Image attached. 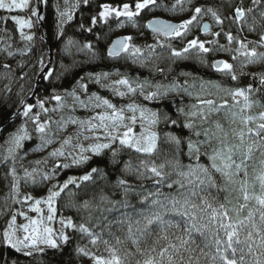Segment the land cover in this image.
<instances>
[{
	"label": "snow or ice",
	"instance_id": "1",
	"mask_svg": "<svg viewBox=\"0 0 264 264\" xmlns=\"http://www.w3.org/2000/svg\"><path fill=\"white\" fill-rule=\"evenodd\" d=\"M44 2V0H37V4ZM68 0H65L67 4ZM85 4L88 0H83ZM190 3V0H175L171 7L162 6L166 11H175L177 8L181 12L186 11L184 5ZM30 0H0V9H5L9 12L14 10H24L29 8ZM264 0H251V5L244 6L243 0L239 5L228 4L229 13L224 15L220 8L197 6L192 9L190 18L182 20L180 23H171L162 19H152L148 21L147 27L151 28L153 33L163 35L165 37L182 38L187 36L190 27L202 18V15H210L212 20L220 31L210 33V25L204 23L200 31L205 34H211L213 39L202 41L199 38H193L187 41V44L181 49L171 50V56L174 58L184 57L192 49H198L200 53H209L213 50L229 52L233 51V43L239 46L235 48L236 55L232 56L233 60L237 56H243L245 59L242 62V67L246 65L264 64V51H257V46L264 48V31L260 32L259 41H241L232 34L231 31H225L223 28L224 20L228 19L236 23H246V17L249 14L257 13L260 21H264ZM77 5H73V9ZM158 6L157 0H136L134 8L131 10L129 3H124L121 7H112L109 4L101 5L99 18L101 20L107 19L111 14L116 17H127L136 27L134 17H138L142 10L156 8ZM61 17L72 19L70 11L59 13ZM31 15L37 17L38 20L43 19L39 15L38 8H31ZM7 19V18H5ZM11 19L19 26V29L24 27L31 28L30 20L12 16ZM92 24L97 23V17H92ZM258 23L257 16L252 15V23L249 25L250 32L256 31ZM83 28V25H81ZM91 31V29H88ZM21 38L27 41L33 39L32 35H25L22 31ZM223 35L227 40V44H220L218 37ZM132 36H123L112 42L107 50L109 57H119L121 53L130 54L135 60L140 57L141 48L132 44ZM68 45L72 44L69 40ZM160 47H164L157 41ZM249 44L256 45L249 48ZM207 45V46H206ZM215 45L216 48L210 46ZM150 54L155 49L156 45H147ZM170 47V45H169ZM85 49H92L90 43L83 45ZM66 51L69 55L71 52ZM9 57L13 56L11 51H7ZM95 55V53H93ZM43 65V61H40ZM143 63V60H141ZM201 63L207 61L201 59ZM3 67L11 71L8 64ZM211 67L226 75H230L233 81L238 79L234 71L233 64L225 60H215L211 63ZM46 74L43 76L45 80L50 79L52 70L42 69ZM163 72V69H157ZM108 73L89 74L90 78L95 83L101 84L102 80L107 79ZM181 75H191L190 73H181ZM241 75L245 73L241 72ZM253 80H259L261 87L254 88L252 84L247 85L246 88L235 87L231 89L223 88L219 83L208 82L213 87L225 91L233 101L232 107L240 105V100L243 99V104L239 108V113L231 111L228 115L231 116V122L235 123L239 120L241 127L239 129L232 128L230 131L225 130L223 125L219 122L215 123L216 131L209 128L201 130L196 129L194 118H198L201 125L209 121V116L213 113L219 114L222 110L228 109L229 104L227 99H223L221 103L217 104L213 99L202 98L197 96L198 104L193 105L197 111L184 113L183 109L178 111L185 115L188 119L183 127L188 129L190 135L181 137L172 133L166 134L167 141L175 146V155L172 159L166 162L156 164L153 162L148 165L145 161H141V168L133 169L130 162L125 161L121 172L129 174L135 171L137 179L146 178L152 179L156 186L155 192H150L148 195L142 196L139 203L145 205L139 209H135L127 199L128 194L134 191L133 187L127 180L117 177L114 181V186L121 190L123 199L114 200L104 193V189H100L98 198L93 196L89 199H84L78 204L73 203L72 206L76 208L79 213L81 211L88 213L87 221L81 217V222L76 223L71 217H61L60 224L62 230L57 238H53L54 229L48 226H43V220L29 219L28 223L19 226L25 235L23 238L17 236V228L15 227L17 215L24 216L23 212L13 213L11 220L8 222L7 229L3 232V241L5 244L14 248L17 252L22 249H37L38 244L46 245L52 249L58 247L57 239L67 244L70 236L64 230L71 229L73 232H79L82 237L86 236L89 243L93 246L99 242L107 247L109 255L107 257L98 256L91 252L87 247L77 246L76 253L88 257L93 261V264H264V110H261L257 115L246 114L254 106L264 109V99H261L260 93L264 91V72L251 73ZM23 77H21L22 79ZM84 78L81 77L76 83L83 91H87V85L83 83ZM135 84V87L133 86ZM187 85V81L185 82ZM110 88L114 95L124 97L129 94H135L139 91L145 100H154L167 96L170 92L178 90V85L175 81L171 84L164 85L160 83L150 84L149 81H131L128 78H121L115 80L111 85H102ZM123 86L127 91H121ZM154 88V91L145 92V87ZM204 88V84H201ZM187 91V88H184ZM10 91V89H8ZM190 94V93H189ZM65 95L71 97L73 105H68L64 102V97L60 95H53L50 99L57 102V109L68 107L74 108L78 104L85 109H102L111 110L110 114L107 112H100L85 120L69 116L67 120L62 116L60 121L46 120L41 122L40 113L37 112L32 115L34 108H39L43 113H47L48 109L45 107L43 100H37L36 105H30L21 100L22 110L13 115H23L28 118L35 126V132L38 134L40 144L37 145L35 151H41L48 145L54 142L51 133L50 125L52 123L58 124L59 130H64L68 124L79 125L81 130L87 126V131L95 133L98 129L104 131L103 136L94 135L92 137H85V139H95L98 141L87 148L82 145H75L78 153L67 155L63 151L65 145L71 144L72 137H66L59 148L54 149L49 153L51 157L70 158L71 164H56L55 170L60 168H68L72 165H82L88 163L90 157L84 155L85 152H91L94 156H101L105 150L111 151L109 163L113 166V170L121 161L118 159L119 150L113 148V145L118 141L122 147L130 148L137 153L153 154L157 149V134L155 132L145 133L142 131L139 135L133 132V127L137 122L136 113L139 112L140 120L147 121L150 125H155L159 122V115L140 105L129 103L125 108L132 113L131 116L124 115L125 108L117 109L108 99H104L96 93L88 96L87 100H81L75 90L67 91ZM256 99H252L253 96ZM165 120L169 118L164 116ZM128 120L130 123H125ZM98 122V123H97ZM172 125H176V120H171ZM120 128L126 129L122 133ZM193 135L199 138L204 136L203 140H194ZM31 139L25 125H21L13 133H10L5 140L7 147L4 150L2 157L3 161L9 159L15 161L17 151L23 146V141ZM213 140L216 141V146H212ZM212 147L211 152L204 151L201 153V147L204 145ZM186 145L187 152L183 153L182 149ZM259 154L260 169L257 171L255 160ZM186 154L189 158L187 165L182 164L181 155ZM202 157H206V162L201 163ZM195 162H192V161ZM46 162V161H45ZM36 164H41L42 161H36ZM166 168L171 171H166ZM252 169L250 174L249 169ZM54 170V171H55ZM54 174V173H53ZM8 176L12 177L11 183V198L13 202H17L16 197L19 195V182L15 168H10ZM175 175L176 179L171 177ZM41 181H47L52 178V175L47 172L41 173L39 169L33 168L32 171L25 170L26 181L32 183L37 182V177ZM94 177L103 181L106 186L109 185V174L103 168L93 167L85 175L77 177H69L63 184H55L48 189L46 199L35 200V205H40L42 202L48 205L47 220L54 219L55 211L54 203L70 185H75L77 188L79 181H93ZM257 185L259 192L256 191ZM166 187L168 192H163L161 189ZM58 189V190H57ZM238 192L237 200H243V203H238L237 207L229 208L232 203L230 196L232 192ZM215 193V194H214ZM224 193L223 200L220 194ZM73 197L76 193H71ZM25 200H31V196H25ZM254 201L255 206L249 208L250 202ZM128 208H134L133 212L126 211ZM248 208L247 215H241L244 209ZM121 209H124L122 211ZM32 211L39 213L41 209L33 206ZM101 213V218H98V223L103 220L107 221L105 228L108 230L110 236H114L111 232L113 225L117 226L118 230H123L126 226L125 239L131 241L134 252L124 250L122 253L116 247L110 244L108 239H102L103 231L95 232L88 223L92 219V213ZM235 212L233 216L231 213ZM103 213H117L112 220H108ZM257 216L259 219L257 220ZM155 228V232L153 229ZM175 229L176 231H171ZM199 236L203 240V246L197 243L196 237ZM152 237L149 243V238ZM115 244L120 245L124 241L119 236H114ZM24 255L30 256L32 252L25 251Z\"/></svg>",
	"mask_w": 264,
	"mask_h": 264
},
{
	"label": "rangeland",
	"instance_id": "2",
	"mask_svg": "<svg viewBox=\"0 0 264 264\" xmlns=\"http://www.w3.org/2000/svg\"><path fill=\"white\" fill-rule=\"evenodd\" d=\"M52 5L55 10L57 23L59 25V28L61 29L69 20L67 17H61L60 12L64 11H70L72 16L74 11L78 8V6L83 2V0H68L67 4L65 3V0H52ZM96 1L98 3V7L101 9V5L103 4H109L112 7H121L124 3H129L131 6V10H135L134 5L136 0H91ZM217 0H210L209 2L205 0H190V3H186L184 5L186 11L181 12L179 8H177L175 11H166L164 10V7H162V2L160 0H157L158 6L156 8H149L141 11V14L138 17H134V21L136 23V27H133V23L127 19V17H116L115 14H111L107 19L103 20L106 21L105 23L109 26L108 28V34L110 35V39L115 35L123 34L125 36H132L133 40L131 41L132 44L138 46L141 48L140 57L138 59H133L130 54L127 53H121L119 57L112 58V62L115 64L120 65H127L129 66V70H122L119 67H111L106 70H98L95 72H86L83 73L81 77L84 78L83 83L87 85V91H83L79 88L77 85V81L72 85V87L67 89H52L51 92H48L47 94H37L34 96V98L27 102V104L30 105H36L37 100H43L45 102V107L48 109L47 113H43L39 108H34L32 115H35L37 112L40 113V120L41 122H44L46 120L51 121H60L61 117L63 116L65 120L69 116H73L76 118H79L81 120H85L91 116L96 115L100 112H107L110 114L109 109L102 108V109H85L80 107L78 104L74 105V108L70 109L68 107H64L62 109H57V102L55 100L50 99L53 95H60L64 97V102L68 105H73V100L71 97H67L65 95L66 90L72 91L75 90L77 92V95L80 97L81 100H87L88 96H90L92 93H96L97 95L101 96L104 99H108L113 105L116 106L117 109L125 108L126 105L129 103H135L137 105H140L141 107L147 108L153 112H156L159 115V122L155 125H150L147 121H143V127L142 122L140 120V114L139 112L136 113L137 116V122L132 125L133 132L136 135H139L142 131L145 133L149 132H155L157 134V137L162 134L161 130L164 128V113L161 112L160 107L156 106L153 103L161 102L164 100L169 101H176L177 108L183 109L184 113H188L191 111H197L196 108H193V105L198 104L197 96H201L202 98L206 99H213L216 101L217 104L221 103L223 99L228 100L229 108L222 110L219 114L213 113L209 116V121L207 123H204L201 125V122L198 118H194V122L196 125L197 130H201L203 128H209L212 131H216L215 129V123L219 122L223 125L225 130H231L232 128L239 129L241 127L239 120L237 119L235 123L231 122V116L228 115L231 111H236L239 113V108L243 104V99L238 98L240 100V105H237L236 107H232L233 101L230 96L227 95L225 91H222L220 89H217L212 86V84L208 82H214L219 83L223 88L225 89H231L235 87H241L246 88L247 85L252 84L254 88H257L256 86V80L254 82L248 83H227L224 78L229 79L230 81H233L231 79L230 75H226L223 72H219L217 70H214L211 67V61L214 59H223L234 66V71L237 74V76L241 75V72L247 73L248 79L252 78L250 75L251 73H262L264 72V64H256V65H246L242 67V62L244 61L243 56H237L236 60L232 59L233 55H236L235 48L239 45L236 43H233L231 46L233 51L231 53L229 52H222V51H216L213 50L210 53L211 61L207 60L206 53H200L198 49H192L190 50L186 55L187 58H193L199 68H208L209 67L215 71L216 76L208 77V76H202L201 74L192 73L188 70L181 69L179 67H175V63L180 60H184L186 58L179 57L174 58L171 56V50L174 48L176 50H181L186 44L187 41L193 38H199L202 41L205 40H211L213 37L211 36V32H217L220 31V27L215 24V22L212 20L210 15H202V18L198 21V23H194L189 31L187 36L182 38H172L167 37L162 39L161 35L152 33L148 31L147 33L144 32L145 25L144 21L152 16L159 15L163 17H167L176 21L181 22L182 20L190 18L192 14V9L197 6H204V7H214L217 8L216 2ZM175 3V0H172L170 3L168 1H164V6L171 7L172 4ZM73 5H77L73 9ZM37 7L36 0H30L29 8L24 10H14L12 12H9L5 9H0V57H2L5 64L10 65L11 71L8 69H0V83L3 85H7L6 89H9L10 83L13 82V80L16 78L15 74L18 76L16 80L18 82L15 84L16 88L13 89V92L15 95H18L20 97L24 96V93L28 91V84L31 81L32 76L37 75L40 68L42 67L40 61L41 58L37 52V37H38V29H37V19L35 16L31 15V8ZM173 13H179L182 17L180 19H175L173 17ZM12 16H17L20 18H23L25 20H30L32 23V27H24L23 29L18 30V25L11 19ZM9 19L12 21L14 28H15V35H13V32L8 28L10 23L6 21V19ZM112 19V22H107V20ZM207 19L210 24V33L205 34L200 31V23L202 20ZM249 22L248 16L246 17V23H236L232 22V28H229L227 24H223V28L225 31H231L234 36H236L241 41H259L255 40L252 37H249L245 34L244 30L243 34L242 31L239 30V27L242 28L244 25L246 29L249 28ZM236 29V30H235ZM21 31L25 35H32L33 39L31 41H27L21 38ZM264 31L262 28L260 29L258 35L260 37V32ZM14 38V39H13ZM220 44H227V40L223 35L217 38ZM71 40L72 44L69 46L68 41ZM143 41V42H142ZM157 41L160 42V44H163L164 47H160L159 44H157ZM84 44H79L72 38L68 37L63 49L59 53L58 61L53 64L51 61L50 66L48 69L52 70V76L50 78L55 79L65 68L68 67V64H70L72 61L78 59V58H93L92 49H85L83 48ZM147 45H156L155 49L150 54L149 49L146 47ZM170 45V47H169ZM207 46V45H206ZM256 46L249 44V48ZM66 47L68 51L71 52V55L68 54L66 51ZM212 48H216L215 45L210 46ZM7 51H11L13 53V56L9 57L7 55ZM257 51H264V48L257 46ZM53 57V56H52ZM53 59V58H52ZM201 59L207 61V63H201ZM47 60V58H46ZM141 60H143V63H141ZM17 68V73L14 71V69ZM134 68L143 70L145 73L143 75L140 74H133ZM133 69V70H131ZM157 69H163V72H158ZM146 70V72H145ZM99 73H108L107 79L102 80L101 84H97L94 82L93 79L90 78L89 74H99ZM181 73H190L191 75H181ZM21 77H23L21 79ZM79 78V80L81 79ZM128 78L131 81H149L150 84H164L168 85L171 84L173 81L176 82L178 85V90L174 92H170L167 96L163 98H158L154 100H145L143 95H140L139 91L135 94H129L124 97H120L113 94V91L110 88L103 87L102 85H111L113 81L119 80L121 78ZM250 77V78H249ZM187 81V85H185V82ZM258 84L259 80L257 79ZM92 83L89 87L88 84ZM204 84V88H201V84ZM96 87H99L100 89H104L108 91L110 94H106L101 92L100 90L95 89ZM135 87V84H133ZM260 86V84H259ZM187 88V91L184 90V88ZM26 88V90H25ZM121 91H127L126 88L123 86L120 87ZM154 88L151 87H145V92L148 91H154ZM190 93V94H189ZM116 98H115V97ZM257 97L254 95L252 99H256ZM261 110V108H258L254 106L249 112L246 114L251 115H257ZM124 115L126 117L131 116L132 113L128 111L125 108ZM183 119V125L187 121V117L185 115ZM20 120L15 128L11 133L15 132L17 128L21 125H25L29 135L31 136V139L23 141V146L17 151L16 153V159L15 161L9 159L7 161H3L2 157L4 155V150L7 147L5 145L0 150V246L6 247L9 246L4 243L3 241V232L8 227V222L11 220L13 213H20L23 212L25 215L20 216L17 215L16 217V223L15 227L17 228V236L19 238H23L25 233L19 229V226L22 224L28 223L29 219H36V220H43V226H48L54 229L53 232V238H57L60 231L62 230V225L60 224L61 217H67L65 216L60 210L57 209L56 201L54 203V208L56 209L54 219L52 221L47 220L48 215V205L47 203H41L40 205H35V200L46 199L48 195V189L51 188L55 184H63L65 180H67L69 177H75V176H67L63 180H59V175L61 171L65 168H60L59 170H55L56 164H64L68 163L71 164V159H65L64 157H51L49 156V153L52 152L54 149L59 148L61 146V142L66 138L71 136L72 141L71 144L65 145L63 148V151L67 155L68 153H72L73 155L78 153V149L75 148V145L79 144L83 147L87 148L89 145H92L94 143H97L95 139H85V137H92L94 135L103 136L104 131L102 129H98L95 133L87 131V126H85L84 130H81L79 125H72L68 124L67 127L64 130H59L58 124L52 123L50 125L51 127V133L52 138L54 142L47 147H45L41 151H35L37 145L40 144V140L38 137V134L35 132V126L31 121V117H24L22 114L19 116ZM98 123V122H97ZM125 123H130V121L126 120ZM126 129L120 128L119 131L122 133ZM188 131V129H187ZM190 133L188 131L189 136ZM194 140L199 139L203 140L204 136L201 135L199 138L195 137L193 135L192 137ZM115 145H119L118 141L115 143ZM207 145V144H206ZM114 146V145H113ZM212 146H216V141L213 140ZM209 152H211L212 147L207 145ZM84 155H87L89 157L93 156L91 152H85ZM259 154L257 153V159L255 160V165L257 171L260 169L259 165ZM42 161L41 164H36V161ZM46 161V162H45ZM74 166V165H73ZM15 168L17 173V178L19 182V195L16 197L17 202H13L11 198V183H12V177L8 176L7 173L10 168ZM33 168L39 169L41 173L47 172L48 174L52 175V178L47 181H41L40 177H37V182L32 183L31 181H26L25 179V170L32 171ZM55 170V171H54ZM250 173L252 174V169H249ZM54 173V174H53ZM58 190V189H57ZM257 192H259V186L257 187ZM25 196H31V200H25ZM39 207L41 211L39 213L34 212L31 210V208ZM67 234V230H64ZM58 246L62 245L63 242L57 239ZM48 246L43 244H38V248H42L43 250L47 248ZM25 251L30 252H38L37 249H22L21 253L24 254ZM5 264H21L17 262L15 259H9L7 263ZM87 264V263H86Z\"/></svg>",
	"mask_w": 264,
	"mask_h": 264
},
{
	"label": "trees",
	"instance_id": "3",
	"mask_svg": "<svg viewBox=\"0 0 264 264\" xmlns=\"http://www.w3.org/2000/svg\"><path fill=\"white\" fill-rule=\"evenodd\" d=\"M161 1V0H160ZM168 1L169 3L172 0H164ZM209 2L210 0H205ZM52 0H44L43 6H44V15H43V22L42 27H38V37H37V52L43 61V64L46 62V58L48 56V46L52 49L53 64L58 61L59 53L63 49L64 44L68 37L72 38L79 44H86L90 43L92 45V54L93 58H78L74 61H72L70 64H68V67L65 68L55 79H48L45 80L43 77L40 78L38 81L37 91L36 94H47L48 92H51L52 89H67L72 87V85L79 80V78L83 75V73L86 72H95L98 70H106L111 67H119L122 70H129V66L127 65H120L115 64L112 62V58L109 57L106 53V47L107 44L110 41V35L108 34V28L109 26L105 23L106 21H103L99 18V12L100 9L98 7V3L96 1L88 0V3L85 4L82 2L78 8L74 11L72 19L69 20L61 29L59 28V25L57 23L55 10L52 5ZM216 6L217 8H220L221 12L224 15H227L229 13V9L227 7L228 4L233 5H239L241 3V0H217ZM244 6L248 7L251 5V0H243ZM37 4V0H36ZM38 5V4H37ZM262 9H264V5L261 6ZM252 15L257 16L258 23L256 25V31L250 32L248 29L245 28L243 25L242 28L239 27V30H244L245 34L249 37H252L255 40H259V31L262 28L264 30V21H260L258 17V12L249 14L248 15V21L252 23ZM97 17V23L95 25L92 24V17ZM173 17L175 19H180L182 16L179 13H173ZM148 19V18H147ZM9 25V29L13 32V35H15V28L12 21L9 19H6ZM146 21V20H145ZM144 21V25H145ZM225 24L228 25L229 28H232V22L231 20L225 19ZM107 22H112V19L107 20ZM251 23H249L251 25ZM81 25H83V28H81ZM88 29H91L89 31ZM236 30V29H235ZM149 30L146 28L144 29V32L147 33ZM40 33V34H39ZM243 34V31H242ZM167 38V37H165ZM14 39V38H13ZM143 42V41H142ZM206 57L208 61H211L210 53H206ZM212 62V61H211ZM4 61L2 57H0V69H4ZM175 67H179L184 70H188L192 73L201 74L202 76H208L212 77L213 71L209 67L208 68H199L193 58H186L184 60L177 61L175 63ZM133 70V69H131ZM14 71L17 73L18 69L15 68ZM133 74H140L143 75L145 73L143 70L134 68ZM146 72V70H145ZM160 72V71H158ZM46 74V73H45ZM248 74L245 73V75H239L238 79L236 81H230L229 79L224 78V80L227 83L233 82L236 83H248L254 82L253 78L248 79ZM36 75L32 76L31 81L28 84V91L24 93L23 97H20L18 95H15L13 92V89L16 88V83L18 82L17 75L15 74V79L12 83L8 84L10 91H8L7 85H3L0 83V124L6 121L20 106L21 100L27 96L31 89L33 88L34 78ZM256 86L261 87L258 84V81L256 80ZM92 83H89L88 86L90 87ZM95 89L100 90L103 93L110 94L108 91L104 89H100L99 87L95 86ZM26 90V88H25ZM261 99H264V91H262L260 94ZM115 97V96H114ZM116 98V97H115ZM32 100V99H31ZM30 100V101H31ZM29 102V101H28ZM176 101H169L164 100L161 102L153 103L156 106H161V112L164 113L165 116H167L169 119L164 121V128L161 130V135L157 139V149L156 151L151 154H142L137 153L136 151L127 148L122 147L120 145H115L113 148L119 150V156L118 159L121 161V163L115 167V170H113V166L109 163L110 157H111V151L105 150L101 156H91L90 160L86 164L82 165H72L68 168H65L61 171L59 175V180H63L67 176H75L77 178L85 175L87 172L91 170L93 167L97 168H103L105 171L109 174V185L106 186L103 181H100L98 178L94 177L95 182L93 181H79L77 179L78 184H80V187L77 188L75 185H70L69 189L66 190L60 197L56 200V206L57 209L60 210L65 216L73 218V220L78 224L81 222V217L84 218L85 221H87L88 213L87 212H77L76 208L72 206L73 203L78 204L79 202L83 201L84 199H89L93 196H96L98 198L100 189H104V193L108 195L111 199L114 200H122L123 196L120 189L115 188L112 186L114 184V181L117 177H121L133 187L134 191L130 192L128 194V201L131 205L134 206L135 209H139L141 207H144L145 205H141L139 203L140 198L142 196L148 195L150 192L156 191V186L154 185V182L152 179H146L141 178L137 179L135 171L126 174L124 172H121L120 169L123 168L124 162H130L133 169L141 168V161H145L148 165H151L153 162H155L157 165L163 162H166L169 159H172L175 155V146L167 141L166 134L172 133L177 136L186 137L188 134L187 129L183 127V119L184 116L178 111L177 103ZM20 115H16L14 118H12L10 121L6 122L1 128H0V150L5 146V140L8 138L9 134L15 130L17 127ZM171 120H176L177 124L172 125ZM204 151H208L209 149L207 145H204L201 147V153ZM183 153L187 152L186 145L182 149ZM182 164L187 165L190 161L186 154L181 155L180 157ZM192 162H195L194 160ZM201 163L206 162V157H202L200 160ZM166 171H171V169L166 168ZM250 172V171H249ZM251 174V173H250ZM172 179H176L175 175L171 177ZM258 187V185H257ZM163 192H168L169 189L166 187H163L161 189ZM257 191V188H256ZM75 192L76 196L73 197L71 193ZM215 194V193H214ZM224 193L220 194L221 200H223ZM239 193L233 191L230 199L232 201L231 204H229V208H235L237 207L238 203H243V200L240 199L237 200ZM255 202L252 201L249 204V208L254 207ZM134 208H128L126 211L133 212ZM124 211V209H121ZM249 209L246 208L243 210L241 215H247V211ZM233 216L236 215L235 212L231 213ZM104 216L108 217V220L114 219L117 213H103ZM98 218H101V213L99 212H93L92 213V219L88 223V226L92 227V230L95 232H101L103 231V237L102 239H108L110 241V244L114 247H116L118 250L121 251V253L124 250L132 251L134 252L135 249L132 246L131 241H128L125 239L126 237V226L123 230H118L117 226L113 225L111 228V232L114 234V236H119L124 243L120 245L115 244L114 236H110L108 230L105 228V224L107 221L101 220L98 223ZM259 217L257 216V220ZM155 232V228L153 229ZM171 231H176L175 229ZM67 235L70 236V240L67 244L63 243L62 245L58 246L56 249H52L50 247L45 248L42 252H33L32 255L26 256L21 252H17L14 248L10 246H0V264H5L8 262L9 259H15L17 262L21 264H93V261L89 259L88 257H85L83 255H78L76 253L77 246L87 247L91 252L95 253L98 256H104L107 257L109 255L107 251V247L103 244V242H99L97 245L93 246L89 243L88 237L84 236L82 237L79 232H73L71 229H67ZM152 237L149 238V243L151 242ZM197 243L203 246V240L201 237H196ZM134 264V260H133Z\"/></svg>",
	"mask_w": 264,
	"mask_h": 264
},
{
	"label": "water",
	"instance_id": "4",
	"mask_svg": "<svg viewBox=\"0 0 264 264\" xmlns=\"http://www.w3.org/2000/svg\"><path fill=\"white\" fill-rule=\"evenodd\" d=\"M38 12H39V15L43 17V15H44V6H43V2H41V3L38 4ZM155 18L162 19V20H165V21H168V22H171V23H176V24L180 23L179 21H176V20H173V19H170V18H167V17L159 16V15H155V16L149 17V18L146 19V21H145V26H146V28H147L150 32H152V33H153L152 29L149 28V27H147V24H148V21H150V20H152V19H155ZM36 19H37V17H36ZM42 22H43V19H41V20H38V19H37V26H38V27H42ZM204 23H208V24L210 25V27H211L210 22H209L207 19H204V20H202L201 23H200V28L202 27V25H203ZM39 34H40V33H39ZM123 36H125V35L120 34V35H115V36H113V37L110 39L109 43L107 44V47H106V53H107V50H108L109 46L112 44V42H113L114 40L118 39V38L123 37ZM107 55H108V54H107ZM52 56H53V54H52V49H51L50 46H48V56H47V60H46V62L42 65V67L40 68L39 72H38L37 75L35 76V78H34V83H33V88L31 89L30 93L22 99L23 101H25V103H27L28 101H30L31 99L34 98V96H35V94H36V91H37L38 81L40 80L41 77H43V76L45 75V72H43L42 69H48V67L50 66L51 61H52ZM215 60H222V59H214V60H212V62L215 61ZM212 62H211V63H212ZM22 107H23V106L20 104V106L18 107V109H17L14 113H17L18 111L22 110ZM15 116H16V115H13V114H12V115H11L6 121H4L3 123L0 124V128H1L6 122H8V121H10L12 118H14Z\"/></svg>",
	"mask_w": 264,
	"mask_h": 264
},
{
	"label": "flooded vegetation",
	"instance_id": "5",
	"mask_svg": "<svg viewBox=\"0 0 264 264\" xmlns=\"http://www.w3.org/2000/svg\"><path fill=\"white\" fill-rule=\"evenodd\" d=\"M161 2H162V5L164 6V0H161ZM161 37H162V39H164V36L163 35H161ZM215 70V69H214ZM213 71V70H212ZM215 71H213V75H211L212 77L213 76H216V73H214Z\"/></svg>",
	"mask_w": 264,
	"mask_h": 264
}]
</instances>
